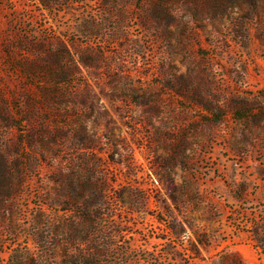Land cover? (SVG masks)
<instances>
[{
  "label": "rangeland",
  "instance_id": "rangeland-1",
  "mask_svg": "<svg viewBox=\"0 0 264 264\" xmlns=\"http://www.w3.org/2000/svg\"><path fill=\"white\" fill-rule=\"evenodd\" d=\"M0 264H264V0H0Z\"/></svg>",
  "mask_w": 264,
  "mask_h": 264
},
{
  "label": "trees",
  "instance_id": "trees-1",
  "mask_svg": "<svg viewBox=\"0 0 264 264\" xmlns=\"http://www.w3.org/2000/svg\"><path fill=\"white\" fill-rule=\"evenodd\" d=\"M78 197H83V194L79 193L77 194ZM106 197L105 194L101 195V201L97 204H94L92 202H89L88 200H83L81 202H77L74 206L67 207L68 210H71L74 213H77L79 215V218L83 221H89L92 222L97 218V215H101V209L103 206L102 198L104 199Z\"/></svg>",
  "mask_w": 264,
  "mask_h": 264
}]
</instances>
